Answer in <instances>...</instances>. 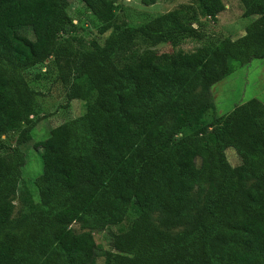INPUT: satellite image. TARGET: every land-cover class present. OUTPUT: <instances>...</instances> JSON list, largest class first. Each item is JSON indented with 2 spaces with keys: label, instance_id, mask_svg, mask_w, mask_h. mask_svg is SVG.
Listing matches in <instances>:
<instances>
[{
  "label": "trees",
  "instance_id": "trees-1",
  "mask_svg": "<svg viewBox=\"0 0 264 264\" xmlns=\"http://www.w3.org/2000/svg\"><path fill=\"white\" fill-rule=\"evenodd\" d=\"M81 1L103 32L112 31L103 44L91 41L61 74L69 87L67 104L82 100L85 110L35 143L42 160L34 181L41 205L13 218L24 165L20 145L38 123L30 118L38 100L26 71L61 56L74 41L68 34L79 28L67 12L68 0H0V138L21 132L10 151L0 141V264H95L91 231L120 223L131 206L136 216L114 236L117 252L107 253L104 264H264V104L253 99L217 117L210 146L196 141L207 125L188 133L204 99L196 90L209 89L235 64L264 57V0H239L257 19L236 39L191 52L148 50L120 69L115 59L128 51L134 34L150 45L175 42L194 35L193 24L176 12L113 28L114 3L121 0ZM156 1L140 0L144 6ZM198 2L209 18L225 10L223 0ZM24 27L34 38L14 40L11 31ZM91 69L97 78L82 83ZM170 115L178 116L173 132L162 126ZM227 149L238 155L237 167ZM250 179L254 188L245 187ZM203 184L213 190L201 208ZM193 211L188 229L175 235L163 229ZM155 213L164 214L161 225L152 220ZM74 223L86 231L74 233Z\"/></svg>",
  "mask_w": 264,
  "mask_h": 264
},
{
  "label": "rangeland",
  "instance_id": "rangeland-1",
  "mask_svg": "<svg viewBox=\"0 0 264 264\" xmlns=\"http://www.w3.org/2000/svg\"><path fill=\"white\" fill-rule=\"evenodd\" d=\"M225 10L215 18L207 17L198 0H157L151 6H144L140 0H121L114 3L115 11L112 20L113 28L122 23L129 27H137L154 17L167 16L171 13H181L188 24H193L195 33L192 36L178 37L175 42L166 41L156 45H150L141 41L137 34L133 35V41L128 51L118 55L115 65L118 69L129 63L136 55L151 50L158 54L176 51L191 52L202 47L216 46L221 40L236 39L253 29L257 16H247L246 8L239 0H223ZM67 12L73 25L79 28L76 32L68 34L74 38L69 46L64 47L61 56H53L47 61L26 71V76L32 90L37 92V107L32 120H38L36 126L30 131L28 142L20 145L24 153V165L20 168L18 186L15 196L12 197L14 209L12 217H19L30 209L41 205L40 196L34 181L42 173L41 150L35 149V143L47 139L51 129L79 117L85 110V101L74 100L67 104L68 86L61 82V74L67 72L77 64L79 52L87 49L91 41L103 44L111 33L112 28L103 32L102 25L81 0H68ZM14 40L33 39V30L30 28H17L11 31ZM229 66V65H228ZM227 66V67H228ZM234 70L220 81L205 90L199 87L195 94L204 98L199 104V121L194 117V127L188 131L193 133L202 125H207L205 132L196 139L197 143L210 146L214 144L213 126L216 118L231 112L235 107L250 100H258L264 104V57L252 60L249 64L234 65ZM98 76L96 69L90 70L86 78L81 82H92ZM206 102V105L204 103ZM178 116H166L162 126L167 132L176 129ZM20 131H13L0 138L5 144V151H10L16 146ZM178 133L175 138L181 137ZM226 156L232 167L240 164V159L233 149L226 150ZM246 188H254L255 181L250 179L244 182ZM204 193L200 201V207L208 198V193L213 190L209 184H203ZM198 186L193 190L196 197ZM136 208L131 206L128 214L118 224L109 225L103 231H91L97 244V258L95 264H104L107 253H116L112 241L116 234L128 230L132 220L136 216ZM196 211L189 212L180 217V223L172 228H163L175 235L189 228ZM164 214L155 213L152 220L161 225ZM74 233L83 230L80 224L71 225Z\"/></svg>",
  "mask_w": 264,
  "mask_h": 264
}]
</instances>
